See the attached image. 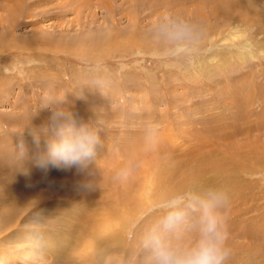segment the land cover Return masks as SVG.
Wrapping results in <instances>:
<instances>
[{"label":"rangeland","instance_id":"rangeland-1","mask_svg":"<svg viewBox=\"0 0 264 264\" xmlns=\"http://www.w3.org/2000/svg\"><path fill=\"white\" fill-rule=\"evenodd\" d=\"M13 1L0 0V248L33 234L42 264H149L166 203L212 192L225 264H264V0ZM46 103L98 129L86 178L33 163Z\"/></svg>","mask_w":264,"mask_h":264},{"label":"clouds","instance_id":"clouds-1","mask_svg":"<svg viewBox=\"0 0 264 264\" xmlns=\"http://www.w3.org/2000/svg\"><path fill=\"white\" fill-rule=\"evenodd\" d=\"M43 108H51V122L32 131L36 145L33 163L44 169L76 168L86 178L100 144L98 129L79 121L66 105L46 103ZM18 155L22 160L28 158L22 141L18 144ZM220 203V196L212 192H190L168 201L159 226L146 239L149 264H225L227 252L218 211Z\"/></svg>","mask_w":264,"mask_h":264},{"label":"bare ground","instance_id":"bare-ground-1","mask_svg":"<svg viewBox=\"0 0 264 264\" xmlns=\"http://www.w3.org/2000/svg\"><path fill=\"white\" fill-rule=\"evenodd\" d=\"M13 3L15 4V7L14 9H16L18 6H19V2L16 0L13 1ZM13 9V10H14ZM201 173L199 172H194V177H195V181L196 179L200 178L201 174L203 173L202 171H200ZM191 174V173H190ZM200 176V177H199ZM204 176V174H203ZM203 178V177H202ZM206 178V177H205ZM200 180V179H198ZM203 180V179H202ZM205 180V179H204ZM199 182V181H198ZM196 183V182H195ZM199 183H202V186H208V184L211 186V181H202V182H199ZM193 184V183H192ZM197 185V183L195 184ZM196 186H194L195 188ZM16 225V224H15ZM0 226H3V225H0ZM13 226V225H12ZM4 227H1L0 228V231L3 229ZM6 228V227H5ZM14 229V228H13ZM10 233V232H9ZM12 233V232H11ZM6 234V233H5ZM1 237V236H0ZM26 240H25V245H19V246H11V247H7L8 249H6L4 247V245L0 248V264H22V263H26V264H42L45 259L47 258V254L50 253L49 252V248H46L44 245H43V242L40 244L41 247V250H35L33 247L36 245V239L34 238V235H26ZM8 239H10L8 237ZM6 238H0V244L1 243H5L7 242ZM11 241V240H9ZM8 241V242H9ZM13 241V239H12ZM16 242H21L19 241L18 239L16 240ZM19 244V243H18ZM17 244V245H18ZM39 247V245L37 246ZM38 249V248H36ZM101 253V252H100ZM102 254V253H101ZM39 256V257H38ZM51 256H53L51 254ZM63 257L61 256H58V259H60L59 261L62 262L65 258V260L67 259V257H65L64 255H62ZM103 256V255H102ZM49 258V257H48ZM99 258V257H98ZM101 258V257H100ZM56 259H57V256H56ZM99 261V260H98ZM56 262V261H55Z\"/></svg>","mask_w":264,"mask_h":264}]
</instances>
